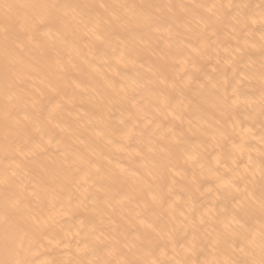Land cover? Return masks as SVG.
Wrapping results in <instances>:
<instances>
[{
  "label": "bare ground",
  "instance_id": "obj_1",
  "mask_svg": "<svg viewBox=\"0 0 264 264\" xmlns=\"http://www.w3.org/2000/svg\"><path fill=\"white\" fill-rule=\"evenodd\" d=\"M262 72L264 0H0V259L258 261Z\"/></svg>",
  "mask_w": 264,
  "mask_h": 264
},
{
  "label": "snow or ice",
  "instance_id": "obj_2",
  "mask_svg": "<svg viewBox=\"0 0 264 264\" xmlns=\"http://www.w3.org/2000/svg\"><path fill=\"white\" fill-rule=\"evenodd\" d=\"M3 7L11 12L12 9L17 7H25L24 5H11V4H4ZM55 7V6H51ZM100 7H104V5H100ZM261 79L264 80V72L261 74ZM264 178V176H262ZM18 201L14 202L10 205L11 209H16L18 207ZM261 208L264 210V200L261 201ZM3 223L7 226L9 223V209L6 208L5 214L2 217ZM24 241L22 239H18L15 235L10 234L7 230L5 232L4 237V247L5 253L12 254L14 257H20L23 254L24 249ZM243 251V249H241ZM0 264H33V262L28 261L26 259L21 258H12V259H0ZM90 264H139L138 261H119V262H109V261H92ZM155 264V262H153ZM225 264H264V234L261 235V242H260V259L257 261L256 259H248V260H231L226 261Z\"/></svg>",
  "mask_w": 264,
  "mask_h": 264
}]
</instances>
